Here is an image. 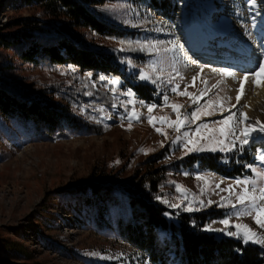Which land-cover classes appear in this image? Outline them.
<instances>
[{
	"label": "rangeland",
	"instance_id": "obj_1",
	"mask_svg": "<svg viewBox=\"0 0 264 264\" xmlns=\"http://www.w3.org/2000/svg\"><path fill=\"white\" fill-rule=\"evenodd\" d=\"M173 1L174 8L170 6L162 10L150 7L147 3L135 4L131 0H112L98 6L99 15L130 31L131 35L126 37H108L82 30L87 43L92 47L115 54L128 79L136 78L155 88L148 99L138 97L128 82L120 78L117 91L113 93L112 86H105L106 81H100L99 77H117L92 74L89 80L85 78L87 73L76 67L77 71L72 73L68 70L69 65L32 64L20 59L13 49H0V60L11 64L10 74L14 79L24 85L35 83L38 88L50 91L56 100L67 104L81 122L78 128L68 127L47 135L31 121L0 115V264H144V261L159 264L126 241L119 227L120 219L128 222L132 214L125 191V184L131 176L161 169L159 196L170 202H179L183 194L177 192L174 184L170 183L175 181L188 190L186 194L189 200L195 197L219 203L221 196H228L221 189L232 184L236 191H240L241 187L235 186V180L251 175L229 177L201 169L197 164L187 165V162H183L186 156L180 159L183 153L179 145L172 143L178 133L167 124L154 121L155 127L162 128L168 137L165 139L157 133L148 123L147 106L157 105L151 113L154 117H168L172 120L176 119L175 113L170 107L163 106V95L169 96V103L182 104V112L190 113L196 107L191 105L188 97L171 93L170 85L166 83L170 75L175 76L172 71L173 63L185 77L183 81L178 78L176 80L180 83L181 90L185 84L191 83V77L203 65L201 59L206 53L193 50L194 42L188 43L186 33L178 31L181 29L183 14L192 3L196 4L210 28L211 54L220 60L215 66H231L239 74L255 68L264 54V47H261V41H264V8L260 9L261 15L257 17V27L252 28L250 17L254 13L247 8L246 0ZM17 2L18 0L6 1L0 13V26L10 18L29 16L38 11L34 7L18 8ZM238 11L242 15H238ZM126 20L129 23L125 24ZM157 28L162 30L156 31ZM246 29L252 32L254 41L249 40ZM195 37L197 41L203 39L197 32ZM172 39H177L183 46L177 51L175 59L172 53L161 52L157 55L147 50L117 51L121 47V41L131 42L135 47L137 43L166 42ZM157 46L163 48L167 45ZM242 47L249 53L241 51ZM128 58L132 59L135 68L121 63ZM230 58H235L236 63H231ZM152 62L156 63L158 69L152 73L153 78L162 77L156 85L138 78L139 69ZM205 79L211 87L219 77L210 70H205L195 82V87L190 86L188 91L198 94L205 87L202 83ZM93 83L95 87H92ZM238 87L237 82L228 79L220 88L212 89L209 96L204 97L200 103L215 99L216 93H219L221 97L230 96V103L235 104ZM129 89L135 94L131 99L136 111L141 114L139 121H132L130 130L128 119H122L133 108V104L126 103L130 98L123 94ZM85 92H92L93 95H84ZM112 104L117 107L112 108ZM245 104L249 107L243 108V111L253 120L259 118L264 121L263 87L255 88L251 81L247 82L245 96L238 107ZM82 106H86L83 115L79 111ZM100 108L111 119L97 123L96 120H100L102 116ZM221 118L217 113L203 117L197 123L211 125ZM195 126L189 127L194 129ZM142 149L146 151H141ZM262 151L264 141H258L249 145L244 153H249L254 166L264 167L256 160V156ZM210 153L192 154L200 156ZM238 154L243 153L233 152L227 155ZM223 155V162L229 161V157ZM150 160L157 162L149 165V168L147 163ZM184 172L189 175H183ZM197 174H212L209 176L210 184L205 186L203 181L196 180ZM221 180L223 183L220 184V189L215 188V184ZM91 183L107 185L110 190L108 197L100 199L99 194H91ZM201 188L205 190L201 192ZM86 195L92 196L90 201L85 200ZM230 199L235 202L234 196ZM239 207L241 206L238 205ZM205 210L218 216L207 222H217L214 227H222L218 221L233 211L231 207L221 208L217 204L201 211ZM231 222L248 224L258 234L264 235V230L250 216L239 219L232 216ZM214 234L227 237L220 233ZM261 250L264 253V249ZM93 252L98 255H89ZM121 253L123 256H120ZM167 264L176 263L168 260Z\"/></svg>",
	"mask_w": 264,
	"mask_h": 264
},
{
	"label": "trees",
	"instance_id": "obj_2",
	"mask_svg": "<svg viewBox=\"0 0 264 264\" xmlns=\"http://www.w3.org/2000/svg\"><path fill=\"white\" fill-rule=\"evenodd\" d=\"M6 1L0 0V13ZM108 1L112 0H18V8L34 7L38 11L10 18L0 26V49H13L20 59L32 64L72 65L81 72L118 77L127 81L138 97L151 98L153 86L136 78L128 79L113 52L92 47L84 37L82 30L117 38L131 35L120 24L99 15L97 7ZM131 1L159 10L175 7L173 0ZM0 65V115L31 121L47 135L80 126L71 108L56 100L50 91L35 83H19L10 74L8 61L0 60ZM227 157L229 161L223 162L221 153L191 154L183 162L229 177L250 174L245 167L252 164L249 153ZM155 162L150 160L148 167ZM160 176L161 169H154L127 180L125 191L132 214L128 222L119 221L126 241L159 264H167L168 260L176 264H264L258 245H243L235 238L202 231L209 220L218 217L210 211H179L155 199L160 195ZM90 193L104 199L110 190L107 185L91 183ZM91 197L86 195L85 200L90 201Z\"/></svg>",
	"mask_w": 264,
	"mask_h": 264
},
{
	"label": "snow or ice",
	"instance_id": "obj_3",
	"mask_svg": "<svg viewBox=\"0 0 264 264\" xmlns=\"http://www.w3.org/2000/svg\"><path fill=\"white\" fill-rule=\"evenodd\" d=\"M246 6L250 12L254 13L251 15V26L252 28L257 27V17L261 15L260 9L264 8V0H246ZM238 15H242L238 11ZM125 24L129 23L127 20L124 21ZM137 26V25H133ZM162 29L157 28L156 31H161ZM246 35L249 40L254 41L255 38L250 30L246 29ZM158 44H166L167 46L160 48ZM182 45L177 39L168 40L166 42L160 41L157 43H137L135 47L131 42L121 41V47L117 49L119 52L126 51H148L150 53H155L159 55L163 53H172L173 59L178 50L182 49ZM261 47H264V41H261ZM121 63L127 64L131 68H135L136 65L133 63L131 58L122 60ZM196 63V61H192ZM210 65L203 64L200 66L199 72L191 77V83L185 84L183 90L180 88V83H177V78L180 81H183L185 77L176 69L175 64L173 63L172 71L175 73V76L170 75L166 83L170 85L171 93L177 96H185L191 101V105H196V107L190 112H182L181 109L184 107L179 103H169V96L167 94L163 95L164 107H170L172 112L175 113L176 119L172 120L168 117H154L151 115L153 110L157 105L152 104L147 106V116L148 123L151 124L157 133L163 135L167 139L168 134L162 128H156L154 121H159L162 124H167L168 127L173 128L178 135L175 139L172 140L173 144H178L182 150L183 155L180 159H183L184 156H187L192 153H223L225 155L236 152L244 153L247 150L249 145L255 144L258 141H264V121H261L259 118L253 120L247 112L243 111V108L249 107L245 104L241 107V100L245 96V84L251 81L252 85L255 88L264 87V54L261 55L258 60L256 67L253 69L245 70L242 74H239L237 71L233 70L231 66L226 67H210L212 74L219 77L211 87L208 86V80H202V83L205 87L202 90H199V93H193L188 91V88L195 87V82L197 79L201 78V74L205 71L206 68H209ZM68 70L72 73H75L77 69L75 66L69 65ZM157 65L155 62L149 63L145 67L139 69L138 78L141 81H150L152 84L156 85L158 80H161V76H156L153 78L152 73L157 71ZM86 79H91L92 74H85ZM231 79L234 82L239 84V87L236 89V103L231 104L230 96L221 97L219 93H216L215 99H207L204 104H201V100L204 97L209 96V93L212 89H218L221 85ZM100 81H106V85H111V91L116 93V86L120 83L119 78H108L104 75L99 77ZM95 83L92 84V87H95ZM125 96L129 97L126 101L127 104H133L131 111L126 113V116L122 117L128 119V129L132 127V121H139L141 119V114L136 111L133 99L134 93L132 90H127L123 93ZM84 95L92 96V92H85ZM143 104V102H141ZM85 107L80 108V114L83 115L85 112ZM116 104H112V108H116ZM75 110V108H74ZM99 111L102 113L101 119L96 120L97 123H101L105 119H111V116L105 114V110L100 108ZM219 113L222 117L221 119L215 120L210 125L209 123H197L201 121L203 117L213 116ZM227 113V115H224ZM95 119L94 117H91ZM196 125L194 129H190L189 126ZM164 144L161 142V147ZM146 151V150H141ZM150 151V150H149ZM171 159V157H169ZM256 160L260 162L261 165H264V151L260 152L256 156ZM119 163V161H117ZM250 170L251 175L247 178H237L235 180V186L241 187L240 191H236L234 185L229 184L227 188L221 189V191L227 192L228 196H221L220 202L217 203L212 199L207 201L199 198H193L189 200L188 195L186 194L188 190L184 186L172 181L170 183L174 184L177 192L182 193V198L179 202H170L169 199L156 196L155 199L159 200L163 204H166L171 209H181L184 212H197L205 208L211 207L213 204H217L218 207H231L233 211L227 215L225 218L220 219L218 223L222 227H214L213 225L217 222H209L204 225L201 229L204 232L210 233H220L227 237L235 238L243 245L249 243L260 245L264 249V235L258 234L257 231H254L248 224L235 223L231 222V217L235 216L237 219L245 216H250L254 220L255 224L259 226L260 229L264 230V167H256L253 164L245 165ZM183 175L188 176V172H184ZM197 174L195 179L198 181H203L205 186L210 184L209 176ZM223 183L221 180L220 183L215 184V188L220 189V184ZM205 189L201 188V192ZM218 194V193H217ZM235 197V202L230 199V197ZM238 205L241 206L238 208ZM165 215H170V213H165ZM237 251L242 252V249ZM264 254V253H262ZM89 255H98V253H89ZM123 256V253L120 254ZM106 259H111L112 257H102ZM119 258V257H117ZM144 264H149L148 261H144Z\"/></svg>",
	"mask_w": 264,
	"mask_h": 264
},
{
	"label": "bare ground",
	"instance_id": "obj_4",
	"mask_svg": "<svg viewBox=\"0 0 264 264\" xmlns=\"http://www.w3.org/2000/svg\"><path fill=\"white\" fill-rule=\"evenodd\" d=\"M183 22L180 25V28L178 31L185 34V38L187 42H194L192 45L193 50L202 51V53H206L204 55V58L201 59V62L203 64H208L210 67H218L215 66V63L219 62L220 60L214 56H212L211 51L212 48L210 47V44H212L210 41V28L205 23V20L196 6L195 3L191 4V7L187 9L183 14ZM192 21V22H189ZM198 33L202 36V40L197 41L195 37V33ZM241 51H245L247 53L248 50L244 47L240 48ZM231 63H236L235 58H230L229 60ZM209 68H206L205 70H210ZM264 90V87H263Z\"/></svg>",
	"mask_w": 264,
	"mask_h": 264
}]
</instances>
